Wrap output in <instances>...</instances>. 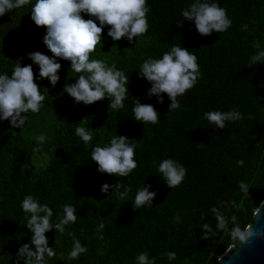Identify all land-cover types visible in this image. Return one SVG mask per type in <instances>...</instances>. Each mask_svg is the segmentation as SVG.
<instances>
[{
  "label": "trees",
  "instance_id": "16d2710c",
  "mask_svg": "<svg viewBox=\"0 0 264 264\" xmlns=\"http://www.w3.org/2000/svg\"><path fill=\"white\" fill-rule=\"evenodd\" d=\"M35 2L0 17V75L10 76L19 63L32 64L29 53L52 55L42 42L46 30L30 19ZM194 2L146 0L148 31L132 43L125 38L112 41L104 28L90 60L115 64L129 77L121 109L108 107L110 99L76 104L64 93L65 83L73 84L83 74L71 71L70 62L57 60L60 79L54 87L39 79V68L32 64L45 96L40 110L23 114L20 128L0 121V264H17L19 247L30 241V214L21 208L29 195L52 210L53 225L65 205L76 209V221L63 233L55 228L45 233L56 253L45 257L46 264H136L142 252L154 264H216L230 246L240 243L233 230L243 235L264 200V62L249 64L250 57L264 51V0H201L217 3L231 21L226 31L207 37L192 22L185 21L182 29L176 26L181 11ZM173 46L186 47L197 57L200 74L194 87L177 98L180 107L168 111L167 96L163 104L155 96L148 98L151 85L138 73L146 59L162 58ZM133 98L151 104L160 121H135ZM233 109L243 119L226 121L223 130L204 118L210 111ZM79 126L93 132L87 145L75 134ZM39 135L46 137L42 144ZM117 135L136 145L137 167L124 177L100 174L91 161L93 148L109 145ZM165 159L186 169L175 188L168 189L157 171ZM117 182L123 187L101 193L102 184ZM241 182L248 193L241 190ZM144 185H151L149 190L157 195L135 208V195ZM124 188L130 191L120 199L118 192ZM213 208L224 217V229L217 227ZM74 239L87 251L70 259ZM169 252H175L174 260L165 255Z\"/></svg>",
  "mask_w": 264,
  "mask_h": 264
},
{
  "label": "clouds",
  "instance_id": "9594fccd",
  "mask_svg": "<svg viewBox=\"0 0 264 264\" xmlns=\"http://www.w3.org/2000/svg\"><path fill=\"white\" fill-rule=\"evenodd\" d=\"M29 3L30 0H0V17ZM149 11L146 0H36L30 11V19L37 28L43 27L46 30L42 42L52 55L49 57L40 52H33L28 54V59L38 66L39 79H47L53 87L60 79L58 72L61 64L57 60L70 62L71 71L83 74L75 79V83H65L64 93L76 104L88 106L110 99L108 107L113 110L121 109L129 94V77L123 71L117 70L115 64L109 67L103 61L90 60V54L95 51L97 45H101L105 27L108 28L107 36L112 41L125 38L132 43L135 37L144 35L148 31ZM81 14L94 19L86 20ZM181 17L182 19L175 22L178 28L182 29L185 21L192 22L196 32L202 37L224 32L231 26L225 9L217 3L201 0H195L183 9ZM260 62H264V51H259L249 60L250 65ZM32 64L21 66L19 63L10 76L0 75V121H7L12 128H20L26 120L23 114L29 111L38 112L45 100L35 82ZM199 74L197 57L186 47L173 46L162 58L146 59L140 66L138 78L145 79L151 85L147 91L148 98L155 96L157 103L163 104V97L166 95L170 101L168 111H172L180 107L177 98L194 87ZM133 99L135 121L151 124L160 121L158 111L151 104H142L138 98ZM204 118L217 129L223 130L226 121L241 120L243 115L233 109L228 112L210 111L204 114ZM75 134L85 145L93 139V132L83 126L77 127ZM36 139L42 144L46 137L39 135ZM128 140L126 136L117 135L111 138L109 145L93 148L91 161L97 165L100 174L124 177L137 167L134 159L136 145L129 144ZM157 171L162 174L168 189L179 186L186 175L184 166L172 159L160 162ZM114 187L119 189L123 185L119 182L114 185L104 183L100 191L108 193ZM150 188L151 185H144L137 191L133 207L140 208L153 201L157 193L150 191ZM240 188L245 193L249 192L243 182ZM129 191L130 188H124L123 192H118L119 198L124 199ZM21 208L30 214L26 228L32 235L29 243L19 247L16 253L17 264H20V261H23V264H46L45 257H54L56 253L48 245L45 233L53 228L63 233L66 225L76 221V209L65 205L63 216L58 217L59 222L53 225L50 221L52 210L47 205H41L34 197L26 196ZM212 212L216 214L217 227L224 229V217L216 208H213ZM203 228L206 232L211 231L208 224H204ZM232 234L234 237L243 238L239 229H234ZM86 251V247L74 239L69 258L77 259ZM165 255L169 260L176 258L175 252ZM136 264H154V261L149 259L147 252H142L136 257Z\"/></svg>",
  "mask_w": 264,
  "mask_h": 264
},
{
  "label": "water",
  "instance_id": "95a60500",
  "mask_svg": "<svg viewBox=\"0 0 264 264\" xmlns=\"http://www.w3.org/2000/svg\"><path fill=\"white\" fill-rule=\"evenodd\" d=\"M242 237L240 243L230 246L216 264H264V204L256 209Z\"/></svg>",
  "mask_w": 264,
  "mask_h": 264
}]
</instances>
